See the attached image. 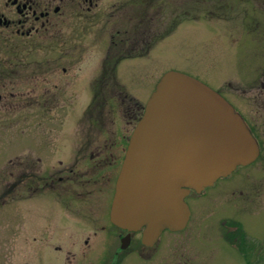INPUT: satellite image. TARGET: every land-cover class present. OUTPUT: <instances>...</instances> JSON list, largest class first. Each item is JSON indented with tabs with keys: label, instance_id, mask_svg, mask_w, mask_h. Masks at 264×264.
<instances>
[{
	"label": "rangeland",
	"instance_id": "rangeland-1",
	"mask_svg": "<svg viewBox=\"0 0 264 264\" xmlns=\"http://www.w3.org/2000/svg\"><path fill=\"white\" fill-rule=\"evenodd\" d=\"M77 3L51 1L48 29L37 23L32 42L20 41L24 50L0 53V68H5L0 74V264H264V158L237 167L199 194L190 192L184 229L163 231L151 247H126L116 262L109 261L101 231L105 203L100 209L95 197L94 211L79 206L76 214L74 209L71 217L78 222L67 223V237L59 239L63 251L52 247L61 235L51 233L46 218L55 216V209L47 195L31 201L16 194L15 154L25 155L33 145L36 158L42 155L43 166L48 164L47 143H70L83 112L103 107L114 128L124 126V107L137 112L159 78L174 70L217 90L264 139V0H99L97 9L79 16ZM112 5L117 13L109 11ZM55 6L60 12L53 14ZM124 26L133 37L131 53L112 51L115 75L104 77L110 65L102 60L110 55L111 35ZM12 65H18L15 73L7 69ZM93 100L98 103L89 109ZM94 120L85 117L80 127L91 129ZM131 120L134 124V115ZM89 138L85 143L94 142ZM35 224L37 240L32 241ZM42 230L48 235L40 240Z\"/></svg>",
	"mask_w": 264,
	"mask_h": 264
},
{
	"label": "water",
	"instance_id": "water-1",
	"mask_svg": "<svg viewBox=\"0 0 264 264\" xmlns=\"http://www.w3.org/2000/svg\"><path fill=\"white\" fill-rule=\"evenodd\" d=\"M258 154L255 138L230 102L188 74L167 71L133 128L110 220L128 231L141 230V242L153 246L162 231L185 228L191 190L202 192Z\"/></svg>",
	"mask_w": 264,
	"mask_h": 264
},
{
	"label": "flooded vegetation",
	"instance_id": "flooded-vegetation-1",
	"mask_svg": "<svg viewBox=\"0 0 264 264\" xmlns=\"http://www.w3.org/2000/svg\"><path fill=\"white\" fill-rule=\"evenodd\" d=\"M51 1L53 0H45V2H42V0H2L0 3V53L17 55L24 50V47L20 48V41L21 39H28L29 43L32 42L33 36L38 32L37 23H39L41 29H48L52 23V16L50 15ZM98 1L78 0L76 13L79 16L82 10L97 9ZM86 2L89 6L84 9L82 3ZM56 7L58 8L57 11H55ZM117 9L115 5H112L109 11L114 14L117 13ZM52 12L53 14L59 13L60 6L53 7ZM118 12H121V8H119ZM111 37L107 54H111L112 51H118L121 55L128 52V26L117 29ZM17 67L18 65H12L11 67L7 66V69L15 73ZM63 70L65 71V69ZM3 72H5V68L1 66L0 74L2 75ZM1 100L2 95H0ZM100 109L90 113L83 112L80 117L76 118L77 123H75V127L73 125L71 130V136L74 139L70 138L72 140L70 143L68 141H61L57 144L47 143L50 148L48 149L47 147L46 150L48 152L46 155L49 156L48 164L45 163L43 166L42 162L44 163V161H41L42 155L39 156V159L36 158V148L33 145H30L25 155H22L21 151L16 153L17 169L13 187H15L18 192L16 194L19 197L24 195L26 196L24 199L31 201L37 200L38 195L48 196V200L46 201L49 202L50 199V205L55 209L53 211L55 212V216L51 213L48 215L50 219L46 218L48 222L47 227H50L51 233L62 236L59 238L55 236L56 242L51 243L52 247L60 251H63L64 244L60 243L59 239L67 237V223L69 220L74 225L78 222L76 218L71 217L73 216L72 213L76 211L77 214L79 206L83 207L80 209L86 207L88 211H94V197L98 199L100 209L105 207V212H100L99 215L101 216L99 218H102L104 223L101 226V231H105L102 236H104V242H107L109 247L107 250L109 251V261L116 262L120 255V250L132 246L141 249L146 247L141 242V231L122 229L114 225L110 220V210L115 193L116 180L135 123H132L130 110L127 111V107H125L126 113L124 116L128 120L124 122V126L118 125L114 128L112 119L105 118L104 113ZM235 109L239 111L236 107ZM240 114L258 144L259 154L253 162L255 163L259 158H264L262 132L241 112ZM85 117L89 120H95L92 121L94 127L92 126L93 128L84 131L80 125L83 124L82 121ZM128 124L133 125L128 129ZM89 137H94L93 143H85V141H91ZM20 156H24V159H20ZM38 161H40L41 167L37 166L36 162ZM73 202L78 205L76 206L77 208H71L70 204ZM104 203L105 205L101 208V205ZM189 208L191 211V207ZM106 223L109 224L108 228H106ZM35 227L36 224L34 227L31 226L30 235L32 241L37 240L36 231H34ZM237 230L239 231V229ZM44 235L48 234L43 232L40 240L45 237ZM117 239L119 240V245L115 243ZM87 241L85 240V243ZM242 243L243 240L239 236V240L236 243L238 249L243 248Z\"/></svg>",
	"mask_w": 264,
	"mask_h": 264
},
{
	"label": "trees",
	"instance_id": "trees-1",
	"mask_svg": "<svg viewBox=\"0 0 264 264\" xmlns=\"http://www.w3.org/2000/svg\"><path fill=\"white\" fill-rule=\"evenodd\" d=\"M129 38H133V37H130L129 35H128V40H129ZM129 42V41H128ZM129 45V44H128ZM117 50H119L118 48H116ZM131 49H130V47L128 46V53H131V51H130ZM129 55V54H128ZM131 56V55H130ZM114 56H112V54H110V55H108L107 57H106V59H104V63H106V64H111L112 63V58H113ZM124 57V56H123ZM115 68L112 66V65H110L109 67H107V68H105L104 69V71H103V73H104V75H102V76H109L110 77V75H115L114 74V70ZM94 90V92H93V94L95 95V96H98L99 95V92H96L95 91V89H93ZM128 102H129V104H130V102H131V105H132V103H133V100H132V98H131V96H129L128 97ZM98 103V101H96V100H93L92 101V103H91V105H90V107H89V109H91V108H95L96 107V104ZM100 103V102H99ZM101 104V103H100ZM126 107V106H125ZM125 107H124V109H123V113L125 114L126 113V110H125ZM127 108H129V107H127ZM131 108L132 109H127V111L128 110H131L130 111V113H131V117L133 118V115H134V119H135V123L137 122V120L140 118V116L142 115V112H143V107L141 106V108L136 112L135 110H133V107L131 106ZM135 112V113H134ZM238 234H241V232L240 231H238ZM238 236H240V235H238ZM241 239L243 240V238L241 237Z\"/></svg>",
	"mask_w": 264,
	"mask_h": 264
}]
</instances>
